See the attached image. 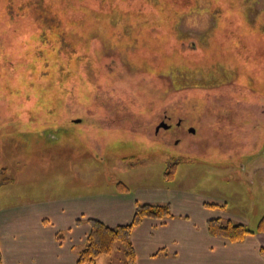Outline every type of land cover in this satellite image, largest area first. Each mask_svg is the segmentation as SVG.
<instances>
[{
	"label": "rangeland",
	"instance_id": "1",
	"mask_svg": "<svg viewBox=\"0 0 264 264\" xmlns=\"http://www.w3.org/2000/svg\"><path fill=\"white\" fill-rule=\"evenodd\" d=\"M10 2L0 0V206L46 202L55 216L122 183L141 202L175 192L190 213L195 199H219L222 218L257 228L264 0ZM166 114L183 125L158 132Z\"/></svg>",
	"mask_w": 264,
	"mask_h": 264
},
{
	"label": "crops",
	"instance_id": "2",
	"mask_svg": "<svg viewBox=\"0 0 264 264\" xmlns=\"http://www.w3.org/2000/svg\"><path fill=\"white\" fill-rule=\"evenodd\" d=\"M167 194L155 202H141L130 189L123 191L118 183L109 194L92 196V200L89 197L86 207L75 204L65 210L59 208L63 212L55 216L41 211L46 202L0 206L2 264H78V254L85 247L91 230L89 219L99 220L109 227L126 225L133 220L137 203H168L172 216L147 218L134 229L136 264H264L263 232L251 234L238 243L210 235L208 221L222 217L224 212L206 203L220 204L221 200L195 199V211L190 213L179 206L186 205L191 210L192 201H185L172 191ZM63 216H70L69 224H62ZM51 217L55 224L50 223ZM117 253L103 255L95 264H127L123 252Z\"/></svg>",
	"mask_w": 264,
	"mask_h": 264
},
{
	"label": "trees",
	"instance_id": "3",
	"mask_svg": "<svg viewBox=\"0 0 264 264\" xmlns=\"http://www.w3.org/2000/svg\"><path fill=\"white\" fill-rule=\"evenodd\" d=\"M8 6L9 9L12 7L10 0ZM43 20L50 24L51 27L59 26V23L54 21L57 20L56 17L52 16L50 12L47 13L46 18ZM171 168L175 169V165H172ZM119 184L122 186L123 191H129L127 186L122 183ZM206 205L214 208L221 207L220 204L216 203H206ZM171 216V205L168 203H137L133 220L129 224L109 227L99 220L89 219L91 230L86 239L85 247L78 254V264H95L99 257L112 254L117 245H121L127 264H136L137 254L132 242L134 229L147 218L164 219ZM224 220V218L219 217L208 221L207 227L211 236L221 237L229 242L238 243L256 232L264 233V217L260 220L255 230L249 229L244 223H234L230 219L223 222ZM262 252L264 254V249H262ZM0 264H2L1 255Z\"/></svg>",
	"mask_w": 264,
	"mask_h": 264
},
{
	"label": "flooded vegetation",
	"instance_id": "4",
	"mask_svg": "<svg viewBox=\"0 0 264 264\" xmlns=\"http://www.w3.org/2000/svg\"><path fill=\"white\" fill-rule=\"evenodd\" d=\"M172 118H173V117H172L171 115H169V114L164 115V117H162L161 120H160V124H159V126H160V125H162V126H161V128L158 130V132H159L161 129L171 131L172 129H174V127L177 128V127H181V126L183 125V123H184V120H183V119L177 120L176 123H173V122H172ZM75 123H76V121H75ZM159 126H158V127H159ZM187 133L190 134V135H195V136H197L198 133H199V131L196 130V129H194V128H188V129H187ZM174 142H175L176 144H178L179 140L176 139Z\"/></svg>",
	"mask_w": 264,
	"mask_h": 264
},
{
	"label": "water",
	"instance_id": "5",
	"mask_svg": "<svg viewBox=\"0 0 264 264\" xmlns=\"http://www.w3.org/2000/svg\"><path fill=\"white\" fill-rule=\"evenodd\" d=\"M81 120H78V122H80ZM162 125H160L159 127H157V131L161 128Z\"/></svg>",
	"mask_w": 264,
	"mask_h": 264
}]
</instances>
